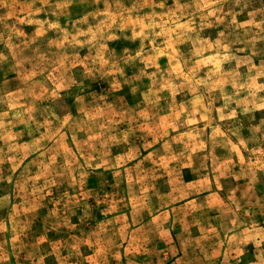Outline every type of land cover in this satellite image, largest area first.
<instances>
[{
    "label": "rangeland",
    "instance_id": "rangeland-1",
    "mask_svg": "<svg viewBox=\"0 0 264 264\" xmlns=\"http://www.w3.org/2000/svg\"><path fill=\"white\" fill-rule=\"evenodd\" d=\"M0 264H264V0H0Z\"/></svg>",
    "mask_w": 264,
    "mask_h": 264
}]
</instances>
